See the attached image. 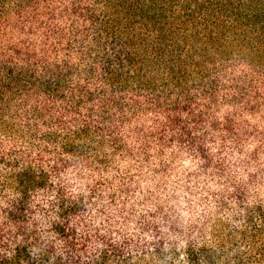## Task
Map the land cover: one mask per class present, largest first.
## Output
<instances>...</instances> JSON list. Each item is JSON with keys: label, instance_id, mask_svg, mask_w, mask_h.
Instances as JSON below:
<instances>
[{"label": "trees", "instance_id": "trees-1", "mask_svg": "<svg viewBox=\"0 0 264 264\" xmlns=\"http://www.w3.org/2000/svg\"><path fill=\"white\" fill-rule=\"evenodd\" d=\"M0 264H264V0H0Z\"/></svg>", "mask_w": 264, "mask_h": 264}]
</instances>
